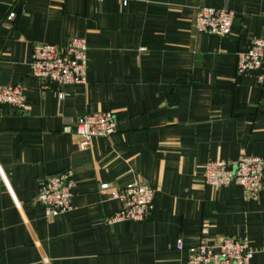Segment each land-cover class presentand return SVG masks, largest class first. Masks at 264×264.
<instances>
[{
	"label": "crops",
	"instance_id": "obj_1",
	"mask_svg": "<svg viewBox=\"0 0 264 264\" xmlns=\"http://www.w3.org/2000/svg\"><path fill=\"white\" fill-rule=\"evenodd\" d=\"M200 7L231 10L229 33L197 31ZM74 37L86 41L84 84L31 74L34 44ZM256 38L264 0H0V86L25 95L23 112L0 103V264H185L223 237L247 238L250 264H264V184L250 199L202 178L210 161L264 158V84L236 73ZM98 111L116 130L80 149L74 121ZM65 169L72 207L48 219L40 182ZM139 179L154 189L148 218L108 223L122 206L112 193Z\"/></svg>",
	"mask_w": 264,
	"mask_h": 264
},
{
	"label": "built area",
	"instance_id": "obj_2",
	"mask_svg": "<svg viewBox=\"0 0 264 264\" xmlns=\"http://www.w3.org/2000/svg\"><path fill=\"white\" fill-rule=\"evenodd\" d=\"M126 5L127 0H117ZM14 13L7 15L8 20ZM234 13L223 8L200 7L195 16L194 27L199 32L216 36L227 35ZM86 41L82 37L70 39L66 45L36 43L32 48L31 74L55 83L58 86L79 85L86 78ZM236 73L238 75L257 74L264 84V38L253 39L249 45L237 53ZM58 99L63 92L56 94ZM0 103L17 111L25 110V95L20 84L0 86ZM116 130L115 115L111 111H98L77 117L73 132L79 140V148L86 149L94 137H108ZM203 181L213 189L235 183L240 185L246 197L255 198L264 184V158L241 154L235 161H210L204 165ZM75 180L70 169L45 176L39 185L36 200L44 207L45 217L50 219L71 209ZM108 187L107 183L100 189ZM121 200L122 206L109 219L141 222L148 218L153 209L154 189L141 179L128 183L112 193ZM181 247V243L178 244ZM264 249V245H263ZM253 250L247 238L223 237L212 244L200 241L190 248L185 264H250Z\"/></svg>",
	"mask_w": 264,
	"mask_h": 264
}]
</instances>
